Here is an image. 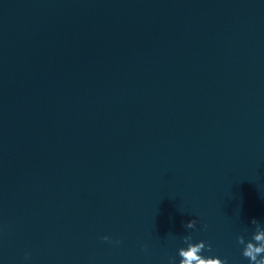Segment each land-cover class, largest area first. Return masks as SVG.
<instances>
[{"label": "water", "instance_id": "obj_1", "mask_svg": "<svg viewBox=\"0 0 264 264\" xmlns=\"http://www.w3.org/2000/svg\"><path fill=\"white\" fill-rule=\"evenodd\" d=\"M0 264H264V0H0Z\"/></svg>", "mask_w": 264, "mask_h": 264}]
</instances>
